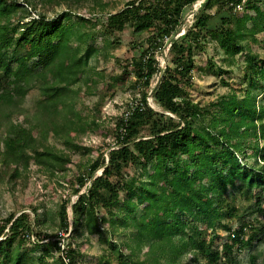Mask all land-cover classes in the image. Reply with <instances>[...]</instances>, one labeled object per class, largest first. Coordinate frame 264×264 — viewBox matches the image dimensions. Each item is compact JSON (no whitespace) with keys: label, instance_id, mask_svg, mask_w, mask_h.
Segmentation results:
<instances>
[{"label":"trees","instance_id":"1","mask_svg":"<svg viewBox=\"0 0 264 264\" xmlns=\"http://www.w3.org/2000/svg\"><path fill=\"white\" fill-rule=\"evenodd\" d=\"M196 1L127 0L104 17L101 33L111 40L98 46L89 24L91 16L76 14L78 20L73 21V10L67 6L48 17L36 7L37 0H0V163L13 165L12 175H18L19 165L26 168L30 159L51 171L65 169L66 154L40 139L51 131L63 135L68 148L83 146L73 141L70 132L84 133L91 125L73 108L71 85L83 74L84 79L90 78V58L98 47L114 44L117 33L126 27L146 33L130 42L132 54L122 64L123 72H134L135 85L143 92L114 122L115 143L106 155L98 152L86 172L78 174L76 198L70 204L74 236L82 231L97 234L118 254V264H238L234 255L252 243L257 230H264L261 221L258 225L245 218L260 212L264 219V144H260L264 139V56L243 42L247 36L255 40L254 35L264 30V0H245L240 13L235 5L241 0H202L193 22L174 36L185 10ZM244 8L255 14H246ZM215 15H219L218 25L210 24ZM208 38L222 49L228 63L236 53L243 54L242 79L247 84L239 87L242 94L232 90L207 106L193 101L185 86L195 66L194 56ZM165 39L169 59L159 81L150 86L160 71L156 53ZM25 43L28 50L20 53ZM216 67L218 72L227 71ZM33 87L42 95L36 104L37 118L44 114L39 121L48 125V129L40 126L46 129L40 138L33 133L32 123L27 126L14 120L23 113L25 96ZM148 87L163 111L149 104ZM257 88L262 92L260 100ZM61 111L64 121L58 122L55 117ZM145 127L147 134L142 133ZM132 167L140 169L138 174H131ZM98 168L100 173L94 175ZM238 187L252 200L242 213L226 198L230 188ZM66 202L58 210L64 229L70 224ZM37 209H32L33 219L21 211L0 220V264H46L54 249L59 251L53 256L56 264H74L77 250L70 240L63 238L62 249L58 232L34 229L40 226ZM234 217L236 226L230 224ZM119 227L128 231L127 252L109 237ZM219 228L226 231L223 238ZM32 233L34 241L29 238ZM142 248L146 250L141 258ZM37 249L40 252L33 258L31 253ZM250 258L253 262L254 256ZM102 264L111 260L103 258Z\"/></svg>","mask_w":264,"mask_h":264},{"label":"rangeland","instance_id":"2","mask_svg":"<svg viewBox=\"0 0 264 264\" xmlns=\"http://www.w3.org/2000/svg\"><path fill=\"white\" fill-rule=\"evenodd\" d=\"M62 1L37 0L36 7L48 17L57 15V13L64 10L67 6L73 10L71 17L73 21L78 20L76 14L91 16L92 19L89 24L94 28L95 42L99 46L107 38L111 40L109 35L101 33V23L104 17L109 12H114L122 8L127 0ZM259 6L262 8L261 4ZM191 10H193V4L185 10L181 27L174 36L182 33L193 22ZM237 10L240 13L243 11V8ZM244 11L246 14H255L250 9L244 8ZM16 15L13 18H16ZM219 22V15H215L210 21V24L218 25ZM248 24H251V21H248ZM145 34V32L141 34L134 33L131 27H126L123 31L117 33V38L115 37L117 41L114 44H107L105 49L98 47V52L90 58L89 64L91 68L88 70L90 78L84 79L86 75L83 74L71 85V88L75 91L69 100H75L73 108L78 110L80 119L91 125V127H87L84 133L75 134L74 131L70 132L73 141L83 146L68 148L63 142L64 136L53 135L51 131H48L45 138L40 139L44 145L52 146L55 150L66 154L63 160L65 169L51 171L44 168L43 165L36 163L33 159H30L26 168H21L22 165H19L18 175H12L13 165L4 167L0 163V220L10 212H15L17 215L21 211L27 212L30 219H33L34 213L32 209L37 207V212L40 214V226L34 229H40L48 233L58 232V235H62L65 241L70 240L72 246L77 250L74 264H102L103 258L106 257L111 260V264H118V254L107 243L102 242L97 234L91 235L82 231V235L78 237L74 236V230L71 224L72 219L70 221L72 216L70 204L76 198L74 188L78 184L76 179L78 174L83 171L86 172L87 164L98 155V152H103L106 155L110 145L115 143L114 122L126 111L128 104L139 100L140 94L143 92H141L138 84L135 85L134 72H123L122 64L129 60L132 54L131 47H129L130 42L132 40L134 41V39L141 38ZM254 36L256 38L255 40L247 36V39L243 42H245L248 49L264 56V30L257 32ZM28 46L27 43L22 46L20 45L19 52L24 53L28 50ZM168 46L169 40L165 39L161 51L156 53L160 62V71L151 79L150 86L159 81L162 69L168 62ZM225 57L226 55L222 49L211 38H208L203 50L196 52L194 56L195 66L192 69L190 81L185 86L188 95L193 101L208 106V104L216 100L221 94L231 92L232 90H236V92L242 94L239 87L244 88L247 84V80L242 79V66L244 65L243 54L236 53L232 57L231 63H228L224 59ZM212 62L216 65H221L227 71L218 72V68L216 65H212ZM210 65L212 66L210 67ZM222 80L229 83L225 84ZM151 93L152 88L148 87L146 97L149 104L155 110L163 111L162 107L153 99ZM255 93H257V100H260L259 98L262 92L259 91V88L255 90ZM41 97L42 95L37 87L31 88L23 102V113L14 117L15 121L23 122L27 126L32 123L34 125L33 133L38 138H40V132L46 134L45 128L48 129L46 127L48 125L45 126L42 121H39L45 115L41 114L39 120L37 118L39 117V113L37 112L36 104L37 100ZM165 112L168 113L167 111ZM170 114L173 115L172 113ZM61 116L62 111L55 117L56 121L63 122L64 120ZM40 126H45V128H40ZM142 133L147 134L148 129L145 127ZM260 144H264V139L260 140ZM252 159L248 158L249 162ZM130 170L132 171L131 174H138L140 169L132 167ZM99 173L100 168L95 170L94 175ZM89 182L90 179L88 178L85 184H89ZM85 184L81 190L85 189ZM241 190H243L241 187L230 188L226 195L228 202L234 201L239 206V213H242L244 208L252 203L249 197L245 198L240 193ZM66 199V209L70 224H68L67 229H64L59 222L58 210L60 204ZM245 218L254 219L258 225L260 221L264 224V219H261L262 214L260 212L248 213L245 215ZM237 223L238 219L236 217L230 220L232 226H236ZM110 225L111 223L109 222L108 226ZM60 231L63 233H59ZM217 231L219 237L223 238L226 234V231L222 228L217 229ZM256 232V237H254L252 243L234 255L233 260H237L238 264H264V230H257ZM107 235V232H104V236ZM109 237L116 240L125 252L128 251L125 243L128 239L127 229L119 227ZM64 243L63 245L65 246ZM216 243L220 245L218 241ZM51 244L49 242L47 246L51 247ZM145 250L146 248L140 250L139 256L141 258L144 256ZM39 252V249L34 250L31 256L35 258ZM58 253L59 251L53 250V256H56ZM251 255L254 256L253 262H251ZM53 256L47 258L46 264H56ZM190 256V253L187 254L184 261ZM33 260L31 258L27 262L30 263ZM200 261L203 262V258H200Z\"/></svg>","mask_w":264,"mask_h":264},{"label":"built area","instance_id":"3","mask_svg":"<svg viewBox=\"0 0 264 264\" xmlns=\"http://www.w3.org/2000/svg\"><path fill=\"white\" fill-rule=\"evenodd\" d=\"M245 0H241L240 2H237L236 3V5H235V7L237 8V9H242L243 8V2H244ZM201 2H202V0H197L196 2H194L193 3V10H191V12H192V14L191 15H193L194 14V12L198 9V7L200 6V4H201ZM31 14H32V16H35V17H37V14H36V12L35 11H32L31 12ZM191 23V22H190ZM190 25V24H189ZM184 31V30H183ZM167 40V39H166ZM59 233H63L62 231H60ZM62 236V235H61ZM29 238H30V240H32V241H34V240H36V237H35V235L32 233V234H29ZM62 240H61V242H59V244H60V246H61V248L63 249V247H64V245H63V237L61 238Z\"/></svg>","mask_w":264,"mask_h":264}]
</instances>
